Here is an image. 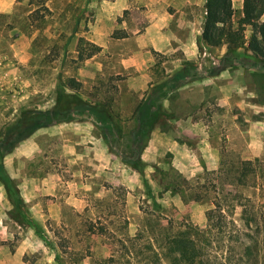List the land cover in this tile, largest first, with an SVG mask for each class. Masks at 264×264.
<instances>
[{
	"label": "rangeland",
	"instance_id": "374dc122",
	"mask_svg": "<svg viewBox=\"0 0 264 264\" xmlns=\"http://www.w3.org/2000/svg\"><path fill=\"white\" fill-rule=\"evenodd\" d=\"M205 2L0 0V133L60 89L110 118L83 109L4 152L14 204L0 179V245L24 234L37 248L28 264H121L147 240L204 226L219 201L241 229L235 257L250 245L240 264H264V56L201 41ZM146 98L162 114L137 140Z\"/></svg>",
	"mask_w": 264,
	"mask_h": 264
},
{
	"label": "trees",
	"instance_id": "16d2710c",
	"mask_svg": "<svg viewBox=\"0 0 264 264\" xmlns=\"http://www.w3.org/2000/svg\"><path fill=\"white\" fill-rule=\"evenodd\" d=\"M233 15V0H206L200 40L216 46L225 44L229 51L245 47L255 55L264 56V0H244L243 16L235 21ZM247 27L251 29L249 36L246 34ZM71 96L64 89H60L53 107L25 108L17 119L0 133V179L13 204L14 199L11 196L13 187L9 182V175L4 173L5 151L12 150L20 139L36 129L60 121L72 120L74 115L82 112L83 109L93 111L99 120H102V116H105L106 122L110 119L101 105H91L78 95ZM161 114L157 102L152 98L140 101L136 108L138 124L133 130L134 137L137 140L148 139ZM123 159L137 169L142 165L140 156L135 160L124 155ZM21 201V198H18L15 202L21 214L19 216L27 222H32L27 210L19 204ZM19 216H15V219L23 220ZM206 218L207 222L204 226L186 223L174 231L170 230L161 242L145 241L136 255L133 254L121 264H165V262L167 264H235V261L236 264H240L245 258L248 262L250 245H247L237 258L235 257L234 244L240 237L241 229L219 201L206 211ZM117 262L118 257L111 255L98 260L97 264H118Z\"/></svg>",
	"mask_w": 264,
	"mask_h": 264
},
{
	"label": "crops",
	"instance_id": "0c3cea01",
	"mask_svg": "<svg viewBox=\"0 0 264 264\" xmlns=\"http://www.w3.org/2000/svg\"><path fill=\"white\" fill-rule=\"evenodd\" d=\"M190 15H195V8L193 7V5L190 9ZM198 34L200 35L201 31ZM25 209L27 210L28 208ZM6 238L7 237H5L3 241H7L8 239ZM13 238L14 235L12 237V240ZM41 247H43V244H41ZM36 249V241H32L28 235L20 234L18 236L16 244H13V249L5 244L0 245V264H28V257L32 256V254L35 253Z\"/></svg>",
	"mask_w": 264,
	"mask_h": 264
}]
</instances>
